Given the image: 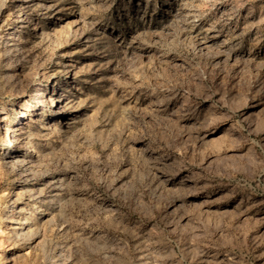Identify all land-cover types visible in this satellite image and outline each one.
Returning a JSON list of instances; mask_svg holds the SVG:
<instances>
[{"label": "rangeland", "instance_id": "1", "mask_svg": "<svg viewBox=\"0 0 264 264\" xmlns=\"http://www.w3.org/2000/svg\"><path fill=\"white\" fill-rule=\"evenodd\" d=\"M0 264H264V0H0Z\"/></svg>", "mask_w": 264, "mask_h": 264}, {"label": "bare ground", "instance_id": "2", "mask_svg": "<svg viewBox=\"0 0 264 264\" xmlns=\"http://www.w3.org/2000/svg\"><path fill=\"white\" fill-rule=\"evenodd\" d=\"M9 132V131H8ZM9 136V135H8Z\"/></svg>", "mask_w": 264, "mask_h": 264}]
</instances>
